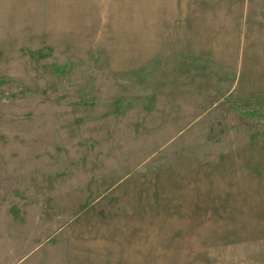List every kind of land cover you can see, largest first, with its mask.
Wrapping results in <instances>:
<instances>
[{
  "label": "rangeland",
  "instance_id": "374dc122",
  "mask_svg": "<svg viewBox=\"0 0 264 264\" xmlns=\"http://www.w3.org/2000/svg\"><path fill=\"white\" fill-rule=\"evenodd\" d=\"M56 243L264 264V0H0V264Z\"/></svg>",
  "mask_w": 264,
  "mask_h": 264
},
{
  "label": "crops",
  "instance_id": "0c3cea01",
  "mask_svg": "<svg viewBox=\"0 0 264 264\" xmlns=\"http://www.w3.org/2000/svg\"><path fill=\"white\" fill-rule=\"evenodd\" d=\"M57 244L58 243H56L55 245L48 244L49 248L46 250V252L37 255L35 259L31 260L30 264H90L86 263V261H83V259H77L78 256L75 255V253L73 254L71 252V254H69L65 253L63 250V252H59ZM69 245L70 244L67 243L59 244V246H63L62 249H66V247Z\"/></svg>",
  "mask_w": 264,
  "mask_h": 264
}]
</instances>
